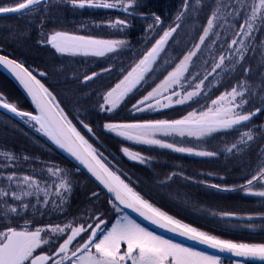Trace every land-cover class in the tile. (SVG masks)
<instances>
[{
    "label": "snow or ice",
    "instance_id": "6c2138e0",
    "mask_svg": "<svg viewBox=\"0 0 264 264\" xmlns=\"http://www.w3.org/2000/svg\"><path fill=\"white\" fill-rule=\"evenodd\" d=\"M66 2L73 8L78 9L86 7L121 8L126 12L134 8L136 4V0H112V2H108V0H66ZM238 3L239 8L233 6V11L227 13L230 16L243 17L242 23L238 25V30L234 32L235 37H252L254 31H264V0H251L250 4H246L245 0H238ZM42 4H44V0H22V2H18L13 6H0V14L25 15L37 11ZM188 7L189 0H183L182 9L177 14L176 21L183 20ZM228 7V3L222 4L221 0H215V7L207 18L206 26L203 27L198 43L188 50L179 63L171 71H168L167 75L151 91H148L142 99L132 105L133 110L142 112L154 110V108H168L173 103L183 105L188 101L199 103L196 98L201 96L205 80L217 69H221L228 57L221 54L218 61H214L211 72H208L203 79H199V82L195 84H193V81L197 80L200 74L191 72L190 66L193 63V57L197 56L206 40L213 35L217 38L220 36V33L215 29L218 26V21L224 16L222 9ZM241 9H243V12H241ZM154 22L157 25L162 23L159 16L155 17ZM257 22L261 27H256ZM110 26L122 29L127 26V22L117 20L111 23ZM180 26V23H175V26H170L167 30H164L163 34L143 54L142 58L127 70L123 67L120 69L123 74L122 78L102 96V103L99 104L100 111L112 112L134 89L147 82L149 74L154 76L162 70L157 64V60L165 50L170 37ZM152 27V25L149 26L150 29ZM219 27H223V25H219ZM231 27L237 29L235 24ZM41 42L51 45L60 54L67 53L73 56L93 57H106L109 54H116L127 43L122 39H101L93 36L70 34L64 31H54ZM212 43H215V41L213 40ZM236 45H240V47L236 48L235 52L239 53V61H243L247 45H245L244 39L233 38L228 46L229 50ZM165 63H169V61ZM0 65L8 68L24 86L32 97L39 114L19 110L16 105L6 102L2 95H0V107L14 113L16 116L27 118L25 122H34V125L38 126L36 127L37 132L42 133L59 148L70 153L80 164L84 165L92 176L113 195L112 208L117 213L122 211L120 208L122 205L123 208L132 210L160 228L177 232L181 236L219 252H227L235 257L259 261L264 264V243H238L221 239L208 232L198 230L189 224L182 223L150 203L135 191L129 183H126L121 175H118L116 171L109 167L102 154L93 148L72 124V121L68 119L63 108L56 101V97L31 71L5 56H0ZM154 65H156L155 68ZM110 71L111 68L102 69V72ZM102 72H92L90 75H85L83 80L84 82L91 81L99 77ZM249 72V68H243L245 75ZM40 75L44 76L46 73L41 72ZM261 91L264 92V89ZM246 93H250L247 81H240L230 90H226L217 98L212 99L210 106H207L204 110L190 111L180 119L149 120L137 123H106L104 128L115 132L117 136L137 143L171 149L178 153L214 157L218 155L217 152L197 151L192 147L167 142L161 137L187 136L200 139L210 137L214 133L227 132L238 125H244L253 116L264 111V96L261 98L260 107L246 113L236 111V109L243 108L250 102L246 98ZM81 123L88 132L92 131L88 124H84L83 121ZM253 140L254 136L249 129V131L241 134L238 143H233L230 147L226 146V151L238 150V144L247 145ZM121 150L130 159L138 160L140 163H145L149 159L140 153L131 152L127 147ZM258 155L264 157V147L261 148ZM0 156L11 162L20 159L15 154L8 152H0ZM22 158L25 161L30 159L28 156ZM10 166V164H5L2 167L8 168ZM46 174L49 178L55 177L56 180L50 183L48 179L37 178L29 174L18 175L15 171L5 176L0 171V179L7 181L6 187H0V204L3 205L2 214L5 217L10 214L19 215V209L27 210L29 207L40 211L37 205L41 203L44 206L51 203L58 210L66 202L65 194L71 192L72 183L65 170L55 165L47 166ZM173 175L176 174L173 173L167 179L171 180ZM200 183H204V181H200ZM209 186L224 191L236 190V188H222L218 184ZM238 188L245 194L264 198V160L258 161L257 168ZM41 194H43L42 200ZM95 195L97 194L93 193V196ZM33 196L36 197V204L24 202L26 197ZM50 196L55 198L50 200ZM57 199L59 203H57ZM9 201L13 203H9ZM14 202H20V204L16 205ZM41 214L43 215V213ZM215 214L213 213V215ZM220 215L229 217L234 214L224 212ZM248 219H252V217L250 216ZM95 220V226L88 224L87 227L83 224L74 226L73 223L69 222L63 226L57 224L29 228L28 221H25L24 226L20 228L5 226L4 229L0 230V264H222L220 256L196 251L193 248L185 247L156 235L127 214L116 219L110 228L107 227L103 214L96 216ZM247 227H253V225H247ZM61 238H63V242L54 247L53 245ZM44 247H47L48 250H43ZM38 249H41L39 254H37Z\"/></svg>",
    "mask_w": 264,
    "mask_h": 264
},
{
    "label": "trees",
    "instance_id": "16d2710c",
    "mask_svg": "<svg viewBox=\"0 0 264 264\" xmlns=\"http://www.w3.org/2000/svg\"><path fill=\"white\" fill-rule=\"evenodd\" d=\"M56 2L57 0L44 1V4L40 7L42 9L39 8L43 10L42 13L32 18L27 14L1 16L0 47L3 50L0 51L7 53L8 56L20 61L30 69L56 97V101L81 135L102 154L109 167L116 171L118 175H121V178L126 183H129L135 191L154 206L182 223L189 224L198 230L208 232L221 239H228L238 243H264V216H262L264 214V201L262 200L259 203L252 197H244L238 188L257 168L258 161L264 160V157L258 155L261 148L264 147V111L256 115L250 123L206 140V144H210V148L218 152L217 157L197 158L181 154L174 155L167 151H162L163 154L160 158H163L160 160L153 157L154 153H149V151L147 153L143 152L145 154L144 157L149 158L145 164L131 161L121 149L125 147L133 148V146L130 147L131 145L128 142L106 131L104 128L106 123L144 122L158 119L161 114L170 120L179 119L185 112L193 110L207 99L206 97H201L199 103L175 107L165 113L134 115L130 110L126 109L129 100L114 113L100 111L99 104L102 103V96L122 78L121 68H117L116 71L111 69L110 72H102L106 65H104L105 63L99 65L98 60H101L100 58L60 54L51 45L41 41H44L46 36L53 31L93 36V30L81 28L84 26L83 23H89L88 21H94L97 18L100 21L108 14H112V17H116L118 14L120 17L123 14L120 15L121 12L116 10H80L72 8L70 4L50 6L56 4ZM2 3L4 2L0 0V4ZM182 5L183 0H136L135 7L128 15L132 28L127 30L126 38L129 41L131 40L132 43H138L139 38L145 31V27L152 23L153 16L160 17L163 23L161 30H165L175 23V18L182 9ZM209 5L210 3L205 4L201 8L200 13L197 9L195 13L188 12L185 16L181 32L177 34L176 38L173 59L175 62L179 61L193 47L195 41L197 42L198 36L201 34L202 25L208 16L205 13ZM53 28L55 30H52ZM90 28L96 29L95 26H90ZM27 31V35L23 36V32ZM104 34L100 36L105 37ZM4 35L7 36L6 40ZM263 37L264 31H258L255 42L263 39ZM255 42L245 53L244 60L236 65V69L233 72H229L224 77L218 86L220 88H216L217 90L212 92V97L225 89H230L242 79H247L252 86L258 88V93L252 99V105L255 108L261 106V98L264 96V92L261 91L264 89V54L262 53L260 42ZM129 57H131L130 52L129 55L123 56V63H121L122 65L124 64L123 68L126 70L129 68V63H131ZM92 59L96 60L97 68H85L83 66L85 62L83 61ZM245 67L250 69L247 75L243 73V68ZM87 70L89 71L86 72ZM41 72L46 73V75L41 76ZM92 72H102V74L91 81L84 82L83 77L90 75ZM167 72L168 69H162L154 76L152 75L149 82L147 81V87H144L145 91L156 85ZM0 84L5 87L6 93L7 87L20 93L23 100L21 104L16 105L19 109L34 113V109L26 97L13 81L1 71ZM137 95L139 93L132 96L133 101H135ZM2 97L4 98L5 96ZM9 99L6 102L13 104L11 99ZM0 115L14 122L13 128L5 126L0 121V152L13 153L20 157L17 161L11 162L0 156V171L5 176L15 171L18 175L29 174L39 178L43 173H46L47 166L58 164V166L64 167L70 172L74 169L76 174L85 177L94 184L104 196L103 205L100 206L88 204L90 200H83L82 197V199L69 200L58 209L59 215L55 211L56 208H47L42 216L31 214L14 218L12 221H7L5 217L1 216L0 230L4 229L5 226L13 227L18 222L22 224L16 226H24L25 221L29 222L30 228L50 225V223L64 225L71 222L77 225L88 217L98 214L104 215L105 212L109 211L112 201L106 193L50 139L37 132L36 127L38 126L34 125V122H25L27 118L12 116L1 110ZM81 121L84 124H88L92 131L88 132ZM247 128L251 129L254 140L247 145L238 144V150L234 149L232 152H227L226 146L230 147L233 143H238L241 134L246 132ZM96 143L98 144L97 146L95 145ZM23 156H28L30 159L25 161L22 158ZM5 164H10L11 166L3 168L2 166ZM136 171H142L143 174L139 173L143 176H138ZM39 172L42 174L40 175ZM173 173L176 175H173L172 179L168 180L167 177ZM124 175L127 179L124 178ZM152 178L155 182H152ZM190 178L192 183L189 180ZM0 181L7 183L6 180L1 179ZM200 181H204V183H200ZM211 184L221 185L222 188H236V190L224 191L210 187L209 185ZM178 190L183 191V193L179 194ZM186 193L189 194L188 197L185 196ZM2 206L0 204V207ZM224 212L233 213L234 215L229 217L221 216L220 213ZM213 213L216 214L213 215ZM250 216L252 219H248ZM247 225H253V227H247Z\"/></svg>",
    "mask_w": 264,
    "mask_h": 264
},
{
    "label": "rangeland",
    "instance_id": "374dc122",
    "mask_svg": "<svg viewBox=\"0 0 264 264\" xmlns=\"http://www.w3.org/2000/svg\"><path fill=\"white\" fill-rule=\"evenodd\" d=\"M1 2H4V3L0 4V6H13L14 4H16L18 2H22V0H13V1L12 0H1ZM108 2H112V0H108ZM208 3H210V5H209L208 10L205 13V14L208 15L207 18L210 16L211 11L215 7V0H199V2H198V0H193V1L189 0V7H188L187 11L185 12L183 20L182 21H176L175 20V23H180V25H181L180 28H178L177 31L173 34V36L170 37L168 44L165 46V50L161 53V56L157 60V64L161 67V69H164V70L168 69V71H171L175 67V65L177 63H179V61L183 58V56L188 52L187 51L182 56V58L179 61L175 62L173 60L174 59V48H175V44H176L177 34H179L181 32V27H182L183 22L185 20V16L188 14V12L195 13L197 9L199 10V13H200L201 8L205 4H208ZM221 3L222 4L223 3H228L229 7L227 9H222V12L224 13V16H223V18L220 21H218V26L215 29V31H218L220 33V36L218 38L216 36H214V35L210 36L208 38V40H206L205 45L201 46V50H200V52H198L197 56L193 57V63H192V66H190V71L193 72V73H199L200 74L199 78L197 80L193 81V84L198 83L199 79H203L204 75H207L208 72H211V68H212V65H213L214 61H218L219 56L221 54H224L228 58L225 60V64L221 67V69H217V71L215 73H212L211 75H209L208 79L205 80L204 85L202 86V94H201L200 97H197L196 99L199 100L201 97H206L207 100L205 102L201 103L196 108L193 109V110H196V111L204 110L207 106H210L212 99L217 98L224 91L231 89V88L230 89H225L224 91H222L221 93L217 94L216 96H213V97L211 96L212 92H215V90L220 88L218 86L220 85V83L222 82L224 77L229 72H233L236 69V65L241 62V61H239V53L235 52V49L240 47V45L233 46V48L231 50H229L228 46L230 44L231 39H233V38H237V39H241L242 38V39H244V43H245V45H247V49L244 51V55H245L247 50L250 49V47L255 42V38H256V35L258 33V31H254L252 37H235L234 32H235V30H238V25L240 23H242L243 17L242 16L241 17H234V16L227 15V13L233 11V6H235L236 8L240 7V5L238 3V0H221ZM245 3L246 4H250L251 0H245ZM65 4H69V3H67L66 0H57L56 4H52L50 6L65 5ZM40 9H42V8H40ZM40 9H38L35 12H29L27 15L30 18L35 17V16H37V15L42 13L43 10H40ZM84 9H103V10H106V11H115L116 10V11H120L121 12L120 15L123 14L120 17L118 16L119 14L116 15V17H114V16L112 17V14H108V15L104 16L103 19L100 20V21H98V18H97L94 21H88L89 23H87V22L83 23L84 26L81 27L84 30L88 29V28H89L90 31L93 30L92 34H94L93 37H95V38H101V39H122V40L126 39L125 40L127 42L126 45L123 48L119 49L116 54H109L105 58L104 57H93V56H90L91 58H100L101 60H98L99 65H101L102 63H105L104 65H106V68H111L112 71H113V69H114V71H116L117 68L119 69V68L124 67V64L123 65L121 64V63H123V56L124 55H129V52H130V55H131V57H129V61H131V63H129V68H130L135 62H137L140 58H142L143 54L149 48H151L152 44H154L155 41L157 39H159V37L163 34V31H164V29L161 30L162 27H163L162 26L163 23H160L158 25L155 24V22H154L155 21V17L153 16L152 17V19H153L152 23H150L149 25H147L145 27V29H144L145 31L142 34V36L139 38V42L138 43H136V42L132 43L131 40L129 41L128 38H126V32H127L128 29L132 28V25L129 22L130 20H129V16L128 15H129V13H131L133 8L129 9V11H127V12L124 11L123 9H121V8L105 9V8H90V7H86ZM80 10H83V9H80ZM241 12H243V9H241ZM17 20H18V18H17ZM117 20H125L127 22V26L123 27L122 29L119 28V27H117V28L111 27L110 24L115 22V21H117ZM225 21H227V23H225ZM18 22H19V20H18ZM206 22H207V19H206V21H204V23L202 25L201 34H202L203 27L206 26ZM175 23L173 25H170V26H175ZM233 24H235L237 26V29H234L233 27H231V25H233ZM150 25L153 26L151 29L149 28ZM219 25H223V27H219ZM90 26H95L96 29H91ZM169 27H167L165 30H167ZM256 27L257 28L261 27L259 22L256 23ZM56 28H58V27H56ZM52 30H55V28H53ZM27 33H28V31L27 32H23V36H26ZM29 33H30V31H29ZM68 33H70V32H68ZM103 33H105L104 34L105 37H101L100 36ZM70 34H76V33H70ZM6 35H8V34H6ZM6 35H4V36H6ZM76 35H82V34H76ZM6 39H7V36L5 37V40ZM213 40L215 41V43H212ZM198 41H199V36H198L197 42L195 41V44L198 43ZM256 42H260L259 44L261 45L262 53L264 54V37L261 40H256ZM194 45H193V47H194ZM65 54H67V53H65ZM75 56H78V55H75ZM102 58H104V59H102ZM95 61L96 60H94V59L83 61V62H85V63H83V66L85 68L92 67V69H95V67L97 68V64H96ZM116 61H117V64H116ZM166 61H169V63H165ZM205 61H206V63H205ZM80 67H81V65H80ZM155 67H156V65H154V68ZM88 71L89 70H87L86 72H88ZM151 76L152 75L149 74V76L147 78L148 82H149V79L151 78ZM245 80L247 81V87L250 89V93H246V98L250 102L248 104H246L243 108L236 109V111H240L242 113H246L248 111H251V110L255 109V106L252 105L253 104L252 103V99H253L254 95H256L258 93V91H257L258 88H255L254 86H252L249 80L242 79L241 81H245ZM148 82L142 83V85L138 86L137 89H134L133 92L130 93L128 95V97L125 98L124 101L120 102V104L118 105V107L115 110H113L112 112H106V113H114V112H116L124 103H126L127 100H129V101L127 103L126 109L128 111L130 110L134 115L155 114V113H162V112L165 113L167 111H170V110L174 109L175 107H181V106H185V105L187 106L189 104L195 103L193 101H188V102H186L183 105H176L175 103H173V105L171 107H168V108H161V109H155L154 108V110H145V111H142V112H136L135 110L132 109V105L135 104L138 100L142 99L143 96L146 95L148 91H151L152 88L156 86V85H154L151 89L145 91L144 87L146 86V84ZM159 82H157V84ZM177 90L179 91V89H177ZM188 90H191V89H188ZM136 93H139V95H137L136 98H135V101H133V97L132 96L135 95ZM0 95L5 96L4 97L5 100H8L10 98L11 102L14 105H18L19 103L21 104L22 100H23L21 95H20V93L17 90H15V89L11 90L10 88L7 87V93H6V89H5V87L2 84H0ZM129 105H130V107H128ZM193 110L191 109L190 111H193ZM190 111H188V112H190ZM188 112H185L183 114V116L187 115ZM255 116H253L252 119ZM159 117L160 118L154 119V120H163V119L170 120L168 117L162 116V114ZM252 119L250 121H248V122H245L244 124L250 123L252 121ZM0 121L3 124H5V126L14 128V126H13L14 122L10 121L8 118L3 117V116L0 115ZM110 123H118V122H110ZM240 127H242V126L238 125L234 129H237V128H240ZM234 129H232V130H234ZM247 129L248 130H246V131H249V128H247ZM232 130H229L227 132H230ZM106 131H109V130L106 129ZM109 132L114 134L115 136H117L115 132H111V131H109ZM222 133H225V132L214 133L210 137H204V138H200V139H197L195 137H187V136H185V137L169 136V137H161V138L166 140L167 142H170V143H177L178 145H181V146L192 147V148H194L197 151H214V152H216L215 150L210 148L211 147L210 144L209 145L206 144L207 143L206 140L212 139L213 137L218 136V135H220ZM117 137H119L120 139L128 142L131 145L130 147L133 146L134 149L127 147L131 152L140 153L142 156H144L145 154L143 152L147 153V152L150 151L149 153H152V154L154 153L153 157H155L156 159H160V160L163 158V157L160 158V156L163 154L162 151H167L168 153H171V154H174V155L175 154H181V155H186V156H189V157L212 158V157H201V156H196V155L187 154V153H178V152L172 151L171 149H164V148H160L158 146H152V145H146V144H142V143H137V142L132 141V140H127V139H125L124 137H121V136H117ZM94 140H96V139H94ZM94 143H95V141H94ZM95 145L97 146L98 144L96 143ZM93 148H95V146H93ZM217 156L218 155H216L214 157H217ZM127 157L129 158V156H127ZM130 160L140 163L138 160H132V159H130ZM146 161H148V160H146ZM145 163H141V164H145ZM55 166L59 167L61 169H64L66 174L68 175L69 179L71 180V183H72L71 192L65 194L66 202H68L69 200L79 199V198L82 197L83 200H90V201H88V204H97L99 206L103 205L102 202L104 201V196L102 195V193L99 190H97V188H96V186L94 184H92L90 181H88L85 177H81V175L76 174L74 169H72V171L70 172L67 169H65L64 167L58 166V164H56ZM136 172H138L137 173L138 176L143 174L142 171H136ZM39 174L41 175L42 173L39 172ZM141 176H143V175H141ZM39 178L48 179L50 183L52 181L56 180L55 177L49 178L46 173H43L41 175V177H39ZM124 178L127 179V177L125 175H124ZM189 180L192 183L191 178ZM152 182H155L154 179L152 180ZM187 184L190 185L189 182H187ZM5 185L7 186V183L5 184V183H2L0 181V187H6ZM13 187H14V185H13ZM256 187L258 188L259 186L257 185ZM180 190H178V193L179 194L183 193V191H180ZM93 193H96L97 195L93 196ZM241 194L244 197H252V198H254L255 201L257 200V202H259V203H261L262 200L264 201V198L248 195V194H245L243 191H241ZM185 196L188 197L189 194L186 193ZM54 198L55 197H51V196L49 197L50 200L54 199ZM42 199H43V194H41V200ZM24 202H31L32 204H36V197L35 196L26 197ZM9 203H13V202L9 201ZM14 203L16 205L20 204V202H14ZM57 203H59L58 199H57ZM37 206L40 208V211H36L33 208L29 207L27 210L19 209V213H20L19 215L10 214L7 217H5L2 214L3 213V206H2V207H0V217L3 216V217H5V219L7 221L8 220L12 221V219H14V218L22 217V216L25 217V216H28V215H31V214L32 215H37V216H42L41 213H43L47 208H49V209H53L54 208L51 205V203L48 206H44L42 203L37 205ZM110 206L111 207L108 210H110V211L114 210L112 208V203L110 204ZM55 211H56V213L58 215L60 214V212L57 209ZM115 213H116V211L114 210L113 214H115ZM99 215H101V214H98V216ZM20 221H21V219H20ZM21 224L22 223L18 222L16 225H21ZM57 224L61 225L60 223H50V225H57ZM16 225L13 226V227H18V228L23 227V226H16ZM78 225H81V224H77V225H74V226H78ZM61 226H63V225H61ZM33 228H35V227H33Z\"/></svg>",
    "mask_w": 264,
    "mask_h": 264
},
{
    "label": "water",
    "instance_id": "95a60500",
    "mask_svg": "<svg viewBox=\"0 0 264 264\" xmlns=\"http://www.w3.org/2000/svg\"><path fill=\"white\" fill-rule=\"evenodd\" d=\"M44 1H48V0H44ZM9 15H15L13 13L10 14H0L1 16H9ZM0 56H5L10 60H15L17 63L22 64L25 68H27L23 63H21L20 61L11 58L7 55H4L2 53H0ZM28 69V68H27ZM30 71V69H28ZM0 71L3 72L8 78H10L13 83L16 85V87L21 91V93L26 97V99L29 101V103L31 104L32 108L34 109V113L33 114H39L36 110V106L32 100V97L28 94L27 90L24 88V86L20 83V81L16 78V76L6 67H4L3 65H0ZM33 74V73H32ZM34 75V74H33ZM35 76V75H34ZM37 78V77H36ZM38 79V78H37ZM39 80V79H38ZM18 108V107H17ZM19 109V108H18ZM0 110L12 115V116H16L14 113L9 112L8 110L0 107ZM21 110V109H19ZM21 111H25V110H21ZM25 112H30V111H25ZM19 117V116H16ZM56 145V144H55ZM57 146V145H56ZM58 147V146H57ZM59 148V147H58ZM81 171H83L90 179H92L94 181V183H96L100 189L106 193V195L111 199V201H114V197L111 193H109L107 191V189L104 188V186L102 184L99 183V181H97L95 179L94 176H92V174L87 170V168L84 167V165L80 164V162L78 160H76L70 153H68L67 151H65L64 149L59 148ZM120 208L122 209V211H124L126 214H128L130 217H132L134 220H136L137 222H139L140 224H142L143 226H145L146 228H148L149 230L163 236L166 237L168 239H171L173 241H176L180 244H183L185 246L191 247V248H195V249H199L201 251L213 254V255H217L220 257H225L228 259H232V260H236V261H241V262H248V263H256V264H261V262L259 261H254V260H246L244 258H240V257H235L233 255H231L230 253L227 252H219L216 249H212L209 248L206 245L203 244H199L196 241L190 240L185 236H181L179 235L177 232H172L169 231L167 229L164 228H160L157 225L152 224L150 221L145 220L143 217L139 216L137 213L133 212L130 209H125L123 208V206L121 205Z\"/></svg>",
    "mask_w": 264,
    "mask_h": 264
},
{
    "label": "flooded vegetation",
    "instance_id": "af4514ba",
    "mask_svg": "<svg viewBox=\"0 0 264 264\" xmlns=\"http://www.w3.org/2000/svg\"><path fill=\"white\" fill-rule=\"evenodd\" d=\"M0 50H3V49H1V47H0ZM0 53H2V54H4V55H7V53H3L2 51H0ZM8 56V55H7ZM10 57V56H9ZM113 211L114 210H109V211H107V212H105V214L103 215V219L107 222V227H111V224L112 223H115V220L116 219H118L120 216H122V215H124V214H126L124 211H121V212H119V213H115V214H113ZM128 215V214H127ZM96 216H98V215H96ZM96 216H92V217H88L86 220H84L82 223H80V224H83L85 227H87V225L88 224H92L93 226H95V224H96V220H95V217ZM132 218V217H131ZM133 219V218H132ZM137 223H139V222H137ZM140 224V223H139ZM141 226H143L142 224H141ZM143 227H145V226H143ZM146 228V227H145ZM148 229V228H147ZM149 230V229H148ZM149 231H151V230H149ZM153 232V231H152ZM155 233V232H154ZM156 235H159V234H157V233H155ZM43 235V234H42ZM83 235H87V234H83ZM159 236H161V235H159ZM163 237V236H162ZM66 238V237H65ZM165 239H168V238H166V237H164ZM79 239V238H78ZM168 240H171V239H168ZM172 242H174V243H177V244H180V243H178V242H176V241H173V240H171ZM63 242V238H61L60 240H58L57 242H56V244L55 245H53L54 247L55 246H58V244L59 243H62ZM181 245H183V244H181ZM183 246H185V245H183ZM123 247V246H122ZM185 247H188V246H185ZM188 248H191V247H188ZM194 250H196V251H200V252H204V251H201V250H199V249H195V248H193ZM43 250H45V251H47L48 249H47V247H44V249ZM40 251H41V249H38L37 250V254H39L40 253ZM205 253H207V252H205ZM207 254H209V255H213V254H210V253H207ZM221 261H222V264H240V262L241 261H236V260H232V259H228V258H225V257H221ZM242 264H256V263H248V262H242Z\"/></svg>",
    "mask_w": 264,
    "mask_h": 264
}]
</instances>
